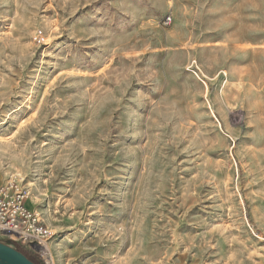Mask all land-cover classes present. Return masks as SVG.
<instances>
[{
  "label": "rangeland",
  "instance_id": "374dc122",
  "mask_svg": "<svg viewBox=\"0 0 264 264\" xmlns=\"http://www.w3.org/2000/svg\"><path fill=\"white\" fill-rule=\"evenodd\" d=\"M11 179L53 264H264V0H0Z\"/></svg>",
  "mask_w": 264,
  "mask_h": 264
},
{
  "label": "built area",
  "instance_id": "2783aa9c",
  "mask_svg": "<svg viewBox=\"0 0 264 264\" xmlns=\"http://www.w3.org/2000/svg\"><path fill=\"white\" fill-rule=\"evenodd\" d=\"M27 200V190L17 179L0 186V242L17 244L29 253L38 254L45 264H53L51 235L27 206Z\"/></svg>",
  "mask_w": 264,
  "mask_h": 264
},
{
  "label": "water",
  "instance_id": "95a60500",
  "mask_svg": "<svg viewBox=\"0 0 264 264\" xmlns=\"http://www.w3.org/2000/svg\"><path fill=\"white\" fill-rule=\"evenodd\" d=\"M0 264H35L20 251L0 242Z\"/></svg>",
  "mask_w": 264,
  "mask_h": 264
},
{
  "label": "trees",
  "instance_id": "16d2710c",
  "mask_svg": "<svg viewBox=\"0 0 264 264\" xmlns=\"http://www.w3.org/2000/svg\"><path fill=\"white\" fill-rule=\"evenodd\" d=\"M18 251H20L21 253H23L30 261H32L33 263L35 264H39V261H38V257L33 255L32 253L30 254H26L25 252L17 249Z\"/></svg>",
  "mask_w": 264,
  "mask_h": 264
},
{
  "label": "bare ground",
  "instance_id": "6f19581e",
  "mask_svg": "<svg viewBox=\"0 0 264 264\" xmlns=\"http://www.w3.org/2000/svg\"><path fill=\"white\" fill-rule=\"evenodd\" d=\"M28 206V205H27ZM31 209V208H30ZM37 215V214H36ZM37 217H38V215H37ZM38 219H39V217H38ZM40 220V219H39ZM41 221V220H40ZM52 258L54 259V257H53V254H52Z\"/></svg>",
  "mask_w": 264,
  "mask_h": 264
},
{
  "label": "crops",
  "instance_id": "0c3cea01",
  "mask_svg": "<svg viewBox=\"0 0 264 264\" xmlns=\"http://www.w3.org/2000/svg\"><path fill=\"white\" fill-rule=\"evenodd\" d=\"M3 185V184H2Z\"/></svg>",
  "mask_w": 264,
  "mask_h": 264
}]
</instances>
